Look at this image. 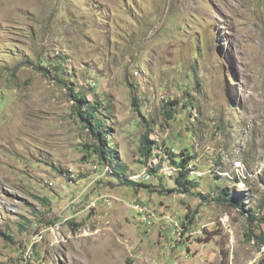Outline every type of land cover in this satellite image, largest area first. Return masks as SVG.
Returning <instances> with one entry per match:
<instances>
[{
  "label": "rangeland",
  "instance_id": "374dc122",
  "mask_svg": "<svg viewBox=\"0 0 264 264\" xmlns=\"http://www.w3.org/2000/svg\"><path fill=\"white\" fill-rule=\"evenodd\" d=\"M263 178L264 0H0V264H264Z\"/></svg>",
  "mask_w": 264,
  "mask_h": 264
},
{
  "label": "trees",
  "instance_id": "16d2710c",
  "mask_svg": "<svg viewBox=\"0 0 264 264\" xmlns=\"http://www.w3.org/2000/svg\"><path fill=\"white\" fill-rule=\"evenodd\" d=\"M75 98L77 99L78 102L80 103H84V95L82 94V92L78 91L76 94H74ZM167 105L169 106V109H167L165 111V116L168 119L173 118L175 111H176V106L179 105L180 101L178 99H174V100H166ZM133 105L137 108V111H139V108L137 107L138 102L137 99L134 97L133 99ZM94 109H96L97 107H93ZM81 118L83 121L86 122L87 127L90 128L91 132L96 134L98 136V138L100 139V145H89L87 146L89 148V150H92L93 153H96L97 156L104 160V161H109L112 162V156L110 155V153H113V150L110 149V151L108 149H106L103 146V141H102V136H104L105 134L100 133L99 127L102 125V120L100 118H97V114L94 111H89L88 109L84 110V112H79ZM150 134H151V128H149L146 125V130L144 131V133L141 136L140 139V153H141V157L144 159V163L147 162V160L149 159L150 155L152 154L153 148H154V143H156L157 141L152 137V139L150 138ZM165 150L168 154L169 157H167L170 161H173L179 166V170H178V174L175 177L176 178V183L180 188H183L184 190L188 191L189 190V186L194 185V182L192 180H190L191 178H189V173H188V164L189 162L192 160V156L187 154L185 151L181 152L182 158L180 159V161L177 160V157L179 156L178 154L174 153V150H172V148H170L169 146L165 147ZM171 157V158H170ZM114 175H118L121 179L122 182L128 185H141V184H137L135 182H133L132 180H130L129 176L125 175L126 173V166L123 164H119L118 167L116 169H113ZM263 182H264V178H263ZM146 187L149 188H154L152 185H146ZM221 197H222V201H229V202H236L235 200L231 199V195H227V194H223L221 193ZM250 218L252 220H256L257 219V214L256 213H252ZM0 235L4 236L6 239L8 240H12V236L7 234L6 232H3L0 230ZM262 242L264 244V233L262 234ZM251 237V236H250ZM35 245V244H34ZM34 247V246H33Z\"/></svg>",
  "mask_w": 264,
  "mask_h": 264
},
{
  "label": "built area",
  "instance_id": "2783aa9c",
  "mask_svg": "<svg viewBox=\"0 0 264 264\" xmlns=\"http://www.w3.org/2000/svg\"><path fill=\"white\" fill-rule=\"evenodd\" d=\"M166 171L168 172V178H171V177H173V175H176V174H173L169 168ZM147 178H154V177L149 176V173H148ZM157 179H159V178H157ZM159 180H161V179H159ZM141 183L145 184V179ZM134 212H135L137 220L139 217L157 218V216H147V211L144 210L143 208L138 207V206H135ZM171 228L173 230H175L174 221H173ZM179 233L181 234V232H179ZM25 264H27V262Z\"/></svg>",
  "mask_w": 264,
  "mask_h": 264
},
{
  "label": "bare ground",
  "instance_id": "6f19581e",
  "mask_svg": "<svg viewBox=\"0 0 264 264\" xmlns=\"http://www.w3.org/2000/svg\"><path fill=\"white\" fill-rule=\"evenodd\" d=\"M148 174H145V178H147ZM140 208H143L147 211V216H151V209L147 205L139 206ZM144 222H151V218L148 217H139Z\"/></svg>",
  "mask_w": 264,
  "mask_h": 264
}]
</instances>
